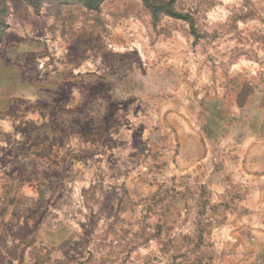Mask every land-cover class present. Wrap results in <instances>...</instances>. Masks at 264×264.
<instances>
[{
  "label": "rangeland",
  "instance_id": "1",
  "mask_svg": "<svg viewBox=\"0 0 264 264\" xmlns=\"http://www.w3.org/2000/svg\"><path fill=\"white\" fill-rule=\"evenodd\" d=\"M0 0V264H264V0Z\"/></svg>",
  "mask_w": 264,
  "mask_h": 264
},
{
  "label": "trees",
  "instance_id": "2",
  "mask_svg": "<svg viewBox=\"0 0 264 264\" xmlns=\"http://www.w3.org/2000/svg\"><path fill=\"white\" fill-rule=\"evenodd\" d=\"M106 0H85V6L94 12L100 11V5ZM33 6L38 10L41 8L42 1L41 0H34L32 1ZM145 5L147 6L148 10L154 18H160L161 16H170L173 18H178L180 15L174 12L172 9L171 2L164 4L160 0H144ZM0 26H3L2 19L0 18ZM2 39H0V42Z\"/></svg>",
  "mask_w": 264,
  "mask_h": 264
}]
</instances>
